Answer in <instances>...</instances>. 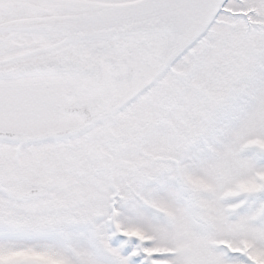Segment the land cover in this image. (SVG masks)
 I'll list each match as a JSON object with an SVG mask.
<instances>
[{"label":"snow or ice","instance_id":"snow-or-ice-1","mask_svg":"<svg viewBox=\"0 0 264 264\" xmlns=\"http://www.w3.org/2000/svg\"><path fill=\"white\" fill-rule=\"evenodd\" d=\"M0 264H264V0H0Z\"/></svg>","mask_w":264,"mask_h":264}]
</instances>
